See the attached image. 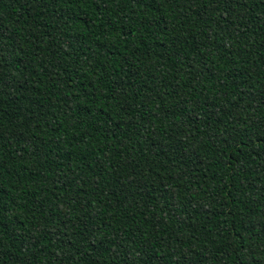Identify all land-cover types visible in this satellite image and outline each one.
Here are the masks:
<instances>
[{
    "label": "trees",
    "instance_id": "1",
    "mask_svg": "<svg viewBox=\"0 0 264 264\" xmlns=\"http://www.w3.org/2000/svg\"><path fill=\"white\" fill-rule=\"evenodd\" d=\"M0 264H264V0H0Z\"/></svg>",
    "mask_w": 264,
    "mask_h": 264
}]
</instances>
